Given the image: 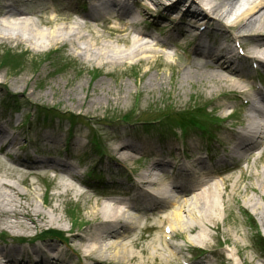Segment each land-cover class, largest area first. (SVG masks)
Returning <instances> with one entry per match:
<instances>
[{
    "label": "rangeland",
    "instance_id": "rangeland-1",
    "mask_svg": "<svg viewBox=\"0 0 264 264\" xmlns=\"http://www.w3.org/2000/svg\"><path fill=\"white\" fill-rule=\"evenodd\" d=\"M17 1L23 10L33 8L39 10V13L43 10L54 16V21L47 23H38L35 14L28 16L34 27L38 29L47 32L60 21L74 22L80 26L83 38L92 40V36L95 35L86 27V23L89 22L100 43H109L120 49L129 46L116 34L107 31L111 7L103 8L101 14L94 19L87 16L89 3L98 0ZM119 1L129 3L131 0ZM148 1L150 6L146 4H143V7L133 6L127 14L132 20H135L133 19L135 16L136 19L149 21L151 23L149 30L153 31L155 37L162 38L170 47L175 45L174 49L178 50L179 47L186 45L192 53L195 51L194 48L202 44L206 46L208 44L207 49L227 45L234 54L241 55L230 35L232 28L230 26L229 30L224 28L227 24L224 18H220L221 22L217 21L224 25L207 24L201 29L205 20L202 13L204 10L201 9L199 16H192L193 23L188 21L183 25L177 22L179 17L188 16L185 9L190 4L198 6L196 1L194 4L191 0H181L176 5L171 4L175 0ZM144 9H148L150 13ZM158 13L170 14L166 23L164 18H158ZM118 14L126 15L120 11ZM215 19L213 18V21ZM159 21L164 22L162 28L158 31L153 30V25ZM179 26L187 28V33H179ZM76 43L77 47H72L68 42H58L48 47L32 48L30 43L7 41L0 37V123L9 136L15 139L16 144L12 149L17 155V159L5 156L0 149V179L15 183L22 191L30 190V193H33L34 204L46 215L56 217L51 223L41 224L28 230L0 225V246L4 248L15 246L20 253L21 258L16 259L18 261H14V264H82V255L75 248L69 247L71 243L69 236L71 233L86 232L87 225L92 223L93 216L90 210L95 201L102 196L101 194L127 196L133 191L130 183L134 175L150 164L148 159L150 155L161 154V157L167 156L179 162L187 160L184 156L187 152L202 156L203 164L206 166H225L224 170H227L225 173L231 175L230 185L225 189L220 183L217 190L219 191L217 199L220 203L223 202V205H220L219 226L220 230L225 232L218 233L205 227L206 232L209 233L207 242L211 244L212 250L208 251L204 248L203 251H198L194 247L202 245L193 240L194 233L185 231L181 227L183 218L186 217L184 212L181 213L177 227L180 226L176 229L179 234L177 233L171 242L182 247L183 258L174 259L169 264H182L185 259H188L189 264H196L197 261L199 264H226L225 257L220 253L221 250L231 251L234 261L238 264L241 263L240 256L244 257L246 262L251 261L254 264L258 261L264 264V248L261 247V243H264V226L247 205L251 200L264 205V183L257 184L253 177L256 169L264 166V155L255 164L253 158L246 160V168L243 161L245 153L251 150H254L255 154L258 153L256 147L261 141L255 146L251 145L246 150H242L239 159L230 154L231 133L239 129L247 108L241 107V101L230 94L224 86L184 73L183 67L190 66L189 60L193 58L191 53L184 58L174 52V55L166 59L155 45V48L149 51L153 57L147 60L140 56L129 59L119 57L120 61L107 63L93 54L78 56V51L85 43L81 39H77ZM199 54L212 59L202 47ZM246 62L244 66L249 70V60L246 59ZM202 63L205 65L204 62H200ZM255 64L258 65L252 64V70L255 67L254 84L257 85V80H260L258 73L264 80V66L256 62ZM19 78L24 80L20 82ZM17 100L24 105L18 112L9 111L8 104L11 105ZM197 100L208 105L207 111L212 112L210 115L214 114L212 118H218L215 119L217 123L220 121L213 133L214 140L209 146L203 145L202 134L197 132H188L186 139L174 143L169 141V144H165L168 135L162 134L163 137H159L145 126L139 127L137 123L117 120L122 116L152 118L166 110L175 111L171 120L161 124L165 127V133L171 132L176 122L184 119L185 116L194 119L195 115L188 114L187 109ZM37 104L55 106L57 110H65L81 116L75 117L74 120L70 115L58 117L53 114L57 110L51 109L49 112L51 114L44 118L42 113H38ZM262 141L264 143V139ZM122 142L129 143L130 159L126 161L113 155V148ZM97 144L104 148L103 155L98 158L93 156L97 152ZM72 157L85 159L73 160V163L79 170L90 172V182L84 181L94 186L89 192L80 196L61 194L53 183L46 182L48 174L45 170L28 172L25 168L15 171L8 168V165H13L19 159L67 160ZM224 157L227 161L222 160ZM240 168L246 169L248 174L251 172V175L240 176ZM160 175L162 177V172ZM213 180H219V177L215 176ZM235 180H238L237 187L233 189ZM28 183H31L30 186ZM249 184H253L252 190L248 187ZM249 217L253 219L251 221L255 225H249L251 224ZM145 221L149 227L134 230L136 237L144 244L148 242L149 237L159 238L164 234L161 224H156L151 218H146ZM50 230H57L62 234L53 235ZM257 233L261 238L256 235ZM233 240L241 247L240 256L234 253ZM34 247L37 250H34ZM30 258L34 260L28 262ZM206 259H209V262L205 261ZM107 264L114 263L109 260Z\"/></svg>",
    "mask_w": 264,
    "mask_h": 264
},
{
    "label": "bare ground",
    "instance_id": "bare-ground-1",
    "mask_svg": "<svg viewBox=\"0 0 264 264\" xmlns=\"http://www.w3.org/2000/svg\"><path fill=\"white\" fill-rule=\"evenodd\" d=\"M180 1L175 0L172 4L176 5ZM197 3L198 6L190 4L185 9L188 16L179 19V23L188 21L193 23L194 17L201 13V7H205L208 14V17L207 14L204 16L205 21L210 25L218 26V24H223L217 23V21L221 22L220 18H224L227 25L232 28V32H230L232 38L236 36L246 40V42L244 40L245 54L258 60L264 66V0H198ZM143 4L150 6L148 0H131L129 3L119 0L110 2L98 0L89 3L90 9L87 16L94 19L103 8L111 7V12L108 14V17H111L117 14L116 11L123 12L128 10L130 6H143ZM38 13L39 10L33 8L23 10L17 0H0V37L7 41L15 40L30 43L32 48L48 47L58 42H68L72 47H77V39H81L85 44L78 51V56L84 57L93 54L98 59L107 61V63L120 61L118 60L119 57L129 59L133 56H140L146 60L152 58L153 54L149 51L155 48L156 42H159L158 40L154 42L151 38L148 39L149 33L142 30L139 31L140 33L136 32V35H129L126 32L124 34L132 45L126 49H120L109 43H100L97 40V34L90 28L89 22L86 23V27L91 34L95 35L92 36V40L83 38L80 26L74 22L60 21L46 32L34 27L28 16L35 14L38 17V23L53 22L54 16L43 10ZM126 15L128 16V14ZM169 15L165 13L164 18L168 19ZM213 18L216 19L213 21ZM110 27L119 28L120 26L115 20ZM183 31L187 32L188 29L185 28ZM160 45L163 47L161 50L164 57L169 58L172 52L166 48L167 45L163 39L160 40ZM200 47H197L198 51ZM208 54L212 58L218 59L216 62L218 66L229 68L235 72L242 71L238 67L241 64L240 57L234 54L229 46H214L212 49H208ZM202 65L204 64H200L201 67ZM196 67L186 65L183 67L184 73L208 81L207 74H209L224 85L229 83L239 87L247 84L236 75L231 77L224 71L219 72L210 69L201 71L198 65ZM201 72H205V74ZM19 79L20 82L24 80L23 78ZM257 95L259 98L257 103L248 104V112L243 117L244 122L238 132L234 133L233 146L236 148L232 151L240 155L242 152H238L239 150L244 151L261 141L256 147L258 153L255 154V151L252 150L244 154L246 157H253L254 164L260 161L264 155V143L262 141L264 139V96L260 95L259 92ZM1 140L10 147L9 152H14L12 148L16 141L3 129L2 123H0ZM128 145V142L117 144L113 148V155L122 161L129 160ZM49 164L47 159L34 158L30 161L19 159L13 165H8V168L12 171L25 168L28 172H37L51 167ZM55 165L58 166L57 180H60L65 190L73 189L72 181L66 178V175H71L70 171L73 166L68 161H56ZM163 165L171 166L168 162L158 159L153 160L150 164L152 169H158L161 172H164ZM195 170L203 171L204 175L197 177ZM156 173L140 172L135 181L131 182L133 191L126 197L115 198L106 193L95 201L90 210V214L93 216L91 217L92 223L87 225L86 232L71 233L69 236L71 242L69 247L75 248L82 255V264H107L109 260L114 264L171 263L175 259V253L180 254L182 252V247L172 243L168 238L177 236L176 229H179L180 226L177 227V224L180 223L183 212L186 217L183 218L181 227L185 231L194 233L192 235L193 240L200 242L203 248H207L208 251L212 250L211 244L207 242L209 233L206 232L205 227L218 233L225 232L220 230L219 226V211L223 202L218 201L219 191L217 190L220 183L225 189L230 185L231 175L221 176L219 181H212L210 177L213 175V170L201 166L200 159L189 164L171 166L169 174L175 180V184L171 186H167L161 177L155 175ZM240 173V176L251 175V172L248 174L247 170L242 169ZM253 177H255L257 184L264 183V166L256 169ZM237 182L238 180L233 181V189H236ZM30 184L28 183L29 186ZM145 186L153 188L149 191ZM248 187L251 190L254 188L253 184H249ZM172 188H177V191L173 193ZM259 196L261 197V194ZM247 205L251 209V213L257 215L258 220L264 226V205L256 200H251ZM145 217H150L158 225L165 223L170 228L169 233L162 234L159 238L149 237L148 242L144 244L136 237L134 230L145 225ZM55 220L56 217L46 215L34 204L33 193H30V190L22 191L17 188L15 183L0 179V225L28 230ZM182 233L181 231L180 234L182 235ZM232 243L235 248L234 253L240 256L241 247L235 240ZM220 253L225 257L226 264H238L234 261L231 251L224 252L221 250ZM19 258H21L20 253L15 246L8 248L0 246V264H13ZM240 259V264H252L251 261L246 262L242 256ZM33 260L34 258H31L28 262ZM205 261L209 262V259ZM198 262L196 264H199ZM254 264L260 263L256 261Z\"/></svg>",
    "mask_w": 264,
    "mask_h": 264
},
{
    "label": "trees",
    "instance_id": "trees-1",
    "mask_svg": "<svg viewBox=\"0 0 264 264\" xmlns=\"http://www.w3.org/2000/svg\"><path fill=\"white\" fill-rule=\"evenodd\" d=\"M44 112H47V110L44 109Z\"/></svg>",
    "mask_w": 264,
    "mask_h": 264
}]
</instances>
